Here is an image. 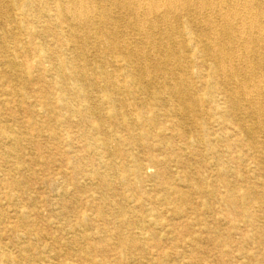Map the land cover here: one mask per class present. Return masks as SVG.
<instances>
[{
  "label": "rangeland",
  "instance_id": "1",
  "mask_svg": "<svg viewBox=\"0 0 264 264\" xmlns=\"http://www.w3.org/2000/svg\"><path fill=\"white\" fill-rule=\"evenodd\" d=\"M24 1L0 0L11 15L0 18V33H11L31 64L42 45L50 52L47 64L65 58L55 28L44 36L31 28H45L47 19L34 15L42 6L54 8L55 0H34L30 8L21 6ZM188 10L160 27L180 35L171 49L182 62L168 67L187 77L201 101L196 111L175 114L179 105L168 93L173 84L167 65L150 66L151 78L135 80L125 63L111 62L120 54L102 52L93 38L83 57L90 67L104 65L115 73L118 90L96 73L86 91L69 94L68 111L56 106L52 114L40 92L56 97L62 83L54 72L44 80L35 72L25 102L2 107L6 123L19 124L7 130L28 142L19 156L7 157L0 141V264L21 263L23 249L40 264H264V204L253 207L249 218L234 214L227 202L231 192L241 196L249 187L252 197L264 195V112L259 120L247 109L232 108L198 34H187ZM116 26L121 38L136 35L120 21ZM4 69L0 64L3 91L14 84ZM123 102L130 111L117 121L112 113ZM94 107L100 115L87 111ZM101 119L105 126L99 130ZM53 126L61 139L51 137Z\"/></svg>",
  "mask_w": 264,
  "mask_h": 264
},
{
  "label": "bare ground",
  "instance_id": "2",
  "mask_svg": "<svg viewBox=\"0 0 264 264\" xmlns=\"http://www.w3.org/2000/svg\"><path fill=\"white\" fill-rule=\"evenodd\" d=\"M33 2L34 0H26L21 6L30 8ZM55 3L54 8L42 6L34 15L37 20L47 19L45 28L35 24L31 28L43 36L45 32L55 28L56 38L61 42L59 49L65 58L47 64L50 52L42 45L35 54V64H31L30 59L23 58L19 53V41H16L11 33H0V64L6 67L3 74L8 82H14L11 87L5 88V91L0 90V141L6 146L7 157L19 156L27 140L22 133L15 134V131L12 133L7 130L19 124H7L2 116V107L10 106L15 101L25 102L23 97L29 84L35 79V72L41 74L40 80H44L48 72H54L62 83L56 97L48 95L44 88L40 92L43 107L52 114L56 113V106L68 111L69 94H82L86 91L96 73L103 75L109 86L118 90L115 73L105 69L104 65L90 67L85 61V45L91 38L101 46L102 52L112 49L113 52L119 53L120 58L115 56L111 62L113 65L125 63L128 74L135 80L151 78L150 66L156 68L167 65L166 76L173 84L168 93L177 97L179 105L175 108V114H180L185 108L196 111L201 101L195 97L187 77L181 73L175 75L171 67H168L171 63L182 62L180 55L171 49L178 42L177 36L180 35L176 29L160 27L161 24H167L171 17L178 16L177 20H180L182 12L187 8V34H198L205 56L213 63V77L218 85L228 88L230 99L234 103L232 108L247 109L260 120L261 112H264V88L261 86L264 83V12L261 10L264 0H232L231 3L227 0H55ZM115 10L121 11L117 14L118 11ZM152 14H155L153 18ZM0 18H11L2 4ZM118 21L136 35L132 34V37L128 38L117 36ZM136 60L139 62L135 72L132 66ZM178 84L182 87H177ZM88 110L97 115L101 114L97 107ZM129 111L130 103L123 102L112 114H115V120L118 121L120 115L126 118ZM100 121L99 130L105 126L104 120ZM56 122L59 125L64 123L60 117H56ZM176 127L183 131L184 125L179 123ZM242 129L248 133L253 130L246 123L242 125ZM145 134L142 132L139 139L144 138ZM51 137L61 139L63 136L53 126ZM12 183L14 184L11 181L10 184ZM252 196V189L249 187L241 196L231 192L227 202L235 208L234 214L252 218L254 213L251 209L264 204V195L256 192L255 196ZM9 198L14 201L13 196ZM3 257L4 253L0 250V263ZM21 258V263L26 261L28 264H40L39 260L27 254L26 249L22 250Z\"/></svg>",
  "mask_w": 264,
  "mask_h": 264
}]
</instances>
